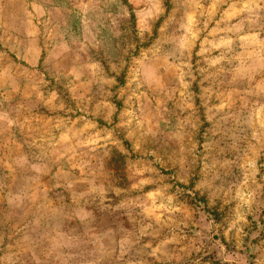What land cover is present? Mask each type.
<instances>
[{
    "label": "rangeland",
    "instance_id": "rangeland-1",
    "mask_svg": "<svg viewBox=\"0 0 264 264\" xmlns=\"http://www.w3.org/2000/svg\"><path fill=\"white\" fill-rule=\"evenodd\" d=\"M0 264H264V0H0Z\"/></svg>",
    "mask_w": 264,
    "mask_h": 264
}]
</instances>
